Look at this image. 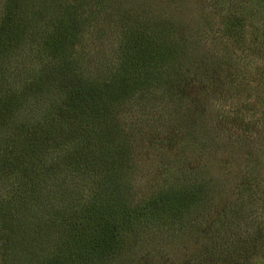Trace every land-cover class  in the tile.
Here are the masks:
<instances>
[{
  "label": "trees",
  "instance_id": "trees-1",
  "mask_svg": "<svg viewBox=\"0 0 264 264\" xmlns=\"http://www.w3.org/2000/svg\"><path fill=\"white\" fill-rule=\"evenodd\" d=\"M143 1L3 0L0 88H6L0 90V183L9 185L0 186V264H112L142 242L140 235L148 231L152 236L185 229L204 232L201 222L208 207L218 209L217 183L229 179L218 170L202 178L204 155L198 166L188 163L186 155L196 143L200 150L210 147L216 154L219 146L225 150L234 145L229 137L204 133L209 126L202 99L211 91L210 84L215 86L209 68L217 69L220 63L211 61L207 68L184 61L201 30H193L178 16L158 17L153 10L149 18L136 14L124 25L116 52L120 72L106 77L109 71H100L92 77L85 75V61H78L75 50L89 46L87 39L108 18L102 16L107 7L125 2L129 7L122 10L127 16L131 7L144 9ZM171 1L179 5L186 0ZM137 86L165 91L174 114L189 122L179 127L185 129L188 147L178 151L188 169L182 163V172L170 173L151 195L134 203L128 189L134 174L131 146L110 106L128 98ZM56 95L55 104L49 106ZM162 95V101L168 98ZM198 118L203 121L198 125L201 136L195 135ZM164 136L156 138L160 149L177 162L172 153L180 139L170 133ZM245 142L252 150L257 146L251 153L253 164L249 159L239 178L248 197L246 206L251 207L255 197L264 199V157L253 156H264L258 147L264 141ZM135 173L137 181H144L142 170ZM207 229L214 247L209 253L218 246L220 230L214 220ZM254 235L261 240L264 226H257ZM158 245L157 250L163 248ZM201 257L194 262H203ZM244 261L232 259L229 264Z\"/></svg>",
  "mask_w": 264,
  "mask_h": 264
},
{
  "label": "rangeland",
  "instance_id": "rangeland-1",
  "mask_svg": "<svg viewBox=\"0 0 264 264\" xmlns=\"http://www.w3.org/2000/svg\"><path fill=\"white\" fill-rule=\"evenodd\" d=\"M143 2L146 4L144 9L135 10L131 7L133 10L129 9L127 16L122 10L123 7H129L125 2L103 11L102 16L108 18L100 22L102 28H97L96 33L87 39L89 46L85 50H75L78 61H85L87 65L85 75L95 77L100 71H109L106 76L109 77L116 71H121L116 52L121 47L124 25L133 21L136 14L141 16L140 13H145L148 15L146 18H149L153 10L158 17L178 16L182 23L190 22L193 30H201L197 41L190 45L191 49L184 61L197 63L199 66L204 64L207 68L212 67L211 61L219 60L220 63L217 69L209 68L215 75V86L210 84L211 91L202 99L207 105L205 119L209 126V130L204 133L229 137L228 140L234 145L225 150L219 146L217 154L210 147L200 150L199 143L188 147L185 144L188 142L184 138L185 129L179 127H182L183 122H189L174 114L173 101L165 91L154 93L156 90H152V86H137L128 98L110 106L124 131L122 134L131 146L129 163L132 166L131 175L134 174L128 189L134 203L147 198L170 173L176 174V171L180 173L185 168L188 169L185 161L180 162L184 155L178 151L183 147H188L187 160L194 166H198V161L204 155L202 164L205 169L202 178L213 176L214 171L218 170L219 174L229 179V183H217L216 195L219 197L214 202L218 209L214 210L215 205L208 207L210 212L205 222H201L204 232L185 229L184 233L175 230L152 236V231H148L149 233L140 235L142 242L128 249V254L112 264H187L188 261L193 264H229L232 259H245V264L264 263V237L259 240L261 236L254 235L257 226H264V199L255 197L250 202L253 206H246L249 204L248 197L243 195V183H239L241 171L248 168L249 159L253 164L251 153L257 150V146L252 150L245 139L262 143L264 141V0H186L179 5L171 0ZM2 3L3 0H0V9ZM117 5L119 6L115 8ZM191 34L194 35L193 32ZM195 39L194 36L193 40ZM142 80L145 79L141 78L140 81ZM4 88L6 87L0 90L3 91ZM162 94L168 98L162 101ZM49 97L51 95L46 96ZM56 99L58 96H53L47 102L48 105H54ZM76 116V113L71 116L72 123L77 120ZM226 118L231 120L227 123ZM202 122V119H196L197 136H201L198 125ZM168 133L180 139V143L175 145L177 150L172 153L176 160L178 157L177 162L169 152L161 151L156 139L160 138L159 135L165 138L164 135ZM258 147L264 150V146ZM253 156L260 159L264 157ZM256 161L258 159L254 160ZM182 163L185 167L183 170ZM135 169L145 173L144 181L136 180ZM8 185L5 181L0 183L1 187L6 188ZM262 190L264 191V186ZM227 206L229 211L223 208ZM212 220L216 221L217 229L220 230L219 233L214 232L220 234V240L215 250L209 254L208 251L214 249L209 242L210 234L207 229ZM152 239L157 240L152 243ZM158 244H162L163 248L157 250L160 247ZM199 256L203 257V262H194V258Z\"/></svg>",
  "mask_w": 264,
  "mask_h": 264
}]
</instances>
